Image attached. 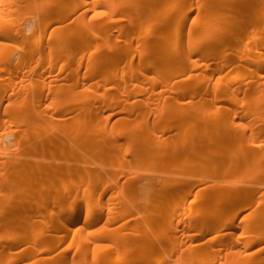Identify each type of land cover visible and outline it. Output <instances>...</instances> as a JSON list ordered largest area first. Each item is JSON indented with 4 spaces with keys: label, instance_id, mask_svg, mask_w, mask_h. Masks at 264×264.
<instances>
[{
    "label": "bare ground",
    "instance_id": "obj_1",
    "mask_svg": "<svg viewBox=\"0 0 264 264\" xmlns=\"http://www.w3.org/2000/svg\"><path fill=\"white\" fill-rule=\"evenodd\" d=\"M0 264H264V0H0Z\"/></svg>",
    "mask_w": 264,
    "mask_h": 264
},
{
    "label": "rangeland",
    "instance_id": "obj_2",
    "mask_svg": "<svg viewBox=\"0 0 264 264\" xmlns=\"http://www.w3.org/2000/svg\"><path fill=\"white\" fill-rule=\"evenodd\" d=\"M165 216H167V214H164V215H163V217H165ZM167 217H169V216H167ZM70 240H71V239H70ZM70 240H69V241H70ZM68 244H69V242L66 241L65 243H63V244L59 247V250H62V249H64V248H66V247L68 246ZM70 252L73 254L74 249L70 248Z\"/></svg>",
    "mask_w": 264,
    "mask_h": 264
}]
</instances>
